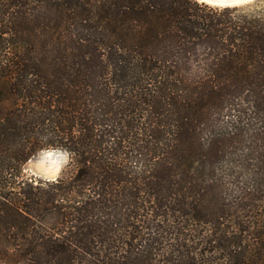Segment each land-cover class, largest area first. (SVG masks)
I'll use <instances>...</instances> for the list:
<instances>
[{
	"label": "trees",
	"instance_id": "16d2710c",
	"mask_svg": "<svg viewBox=\"0 0 264 264\" xmlns=\"http://www.w3.org/2000/svg\"><path fill=\"white\" fill-rule=\"evenodd\" d=\"M0 264H264V1L0 0Z\"/></svg>",
	"mask_w": 264,
	"mask_h": 264
},
{
	"label": "clouds",
	"instance_id": "9594fccd",
	"mask_svg": "<svg viewBox=\"0 0 264 264\" xmlns=\"http://www.w3.org/2000/svg\"><path fill=\"white\" fill-rule=\"evenodd\" d=\"M198 2L201 4L207 3L212 6H219L221 8H224V7L234 6L237 4L248 3L249 0H198ZM44 155L51 162L50 167L46 170L51 174L46 176V179L55 180L60 172L61 166L68 162L69 154L67 153V151L60 152L59 150H57V151H46ZM53 157L56 158L53 159ZM41 167H43V165H41Z\"/></svg>",
	"mask_w": 264,
	"mask_h": 264
},
{
	"label": "rangeland",
	"instance_id": "374dc122",
	"mask_svg": "<svg viewBox=\"0 0 264 264\" xmlns=\"http://www.w3.org/2000/svg\"><path fill=\"white\" fill-rule=\"evenodd\" d=\"M263 1L264 0H257L255 2H252L247 5H243V6H250V7H254L256 5L258 6V4ZM57 150H59L60 152H63V150H60V149H46V150L41 151L39 154H37L36 156H34L31 160L27 162V164L24 167V173L28 177H35L37 179L40 178V179L49 181L48 179H46V176L43 175V172H44L43 170L45 168H49L51 165V162L46 158L44 153L46 151H57ZM55 158L56 157H53V159ZM69 163H70V156H69L68 162L61 166V169H60L59 174L57 175V178L60 177L64 172H67L70 169ZM41 165H43V167H41Z\"/></svg>",
	"mask_w": 264,
	"mask_h": 264
},
{
	"label": "water",
	"instance_id": "95a60500",
	"mask_svg": "<svg viewBox=\"0 0 264 264\" xmlns=\"http://www.w3.org/2000/svg\"><path fill=\"white\" fill-rule=\"evenodd\" d=\"M255 1H257V0H249V2L248 3H242V4H237V5H234V6H243V5H247V4H250V3H252V2H255ZM207 4V3H206ZM48 168H45L43 171V175H45V176H48V175H50L51 173H49L48 171H46ZM57 178V177H56Z\"/></svg>",
	"mask_w": 264,
	"mask_h": 264
}]
</instances>
